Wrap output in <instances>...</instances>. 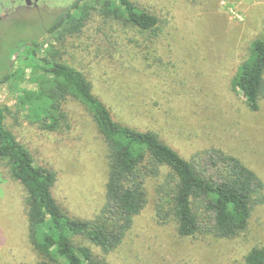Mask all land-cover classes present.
Masks as SVG:
<instances>
[{
    "label": "rangeland",
    "instance_id": "obj_1",
    "mask_svg": "<svg viewBox=\"0 0 264 264\" xmlns=\"http://www.w3.org/2000/svg\"><path fill=\"white\" fill-rule=\"evenodd\" d=\"M75 1L49 0L37 19L24 12L27 29H0V76L9 60L13 74L0 87V101L7 110L6 128L36 165L55 173L57 204L71 217L93 220L104 202L108 166L106 144L92 116L69 98L63 106L66 124L58 131L33 123L16 104L17 94L31 87L28 72L24 77L16 72L23 52L9 56L11 46L43 33ZM132 1L157 18L153 31L95 12L81 36L54 44L62 62L83 73L118 123L156 133L185 160L219 148L239 158L264 185V97L259 110L251 112L231 86L252 43L264 38V0ZM44 43L46 48L49 42ZM166 173L162 168L161 176L145 181L147 204L121 245L104 257L107 264H245L253 247L264 246V203L233 239L181 237L174 222H160L156 189ZM25 195L0 164V264L38 260L27 237Z\"/></svg>",
    "mask_w": 264,
    "mask_h": 264
},
{
    "label": "trees",
    "instance_id": "obj_2",
    "mask_svg": "<svg viewBox=\"0 0 264 264\" xmlns=\"http://www.w3.org/2000/svg\"><path fill=\"white\" fill-rule=\"evenodd\" d=\"M95 12L142 32L153 31L158 24L155 16L137 8L132 0H76L43 33L20 40L10 49L9 56L23 52V65L16 72L23 77L28 72L31 86L17 94V107L33 123L55 132L66 124L65 102L75 100L90 113L107 148L102 207L93 220L71 217L53 197L55 173L36 165L28 149L6 128L7 110L0 101V164L26 193L27 237L38 259L34 264H107L104 257L121 245L147 204L145 181L161 176L162 168L167 173L156 189L160 222H174L181 237H238L247 229L253 209L264 203V185L253 170L215 147L185 160L156 133L118 123L93 94L83 73L62 62L54 44L81 36ZM15 25L26 28L19 22ZM4 64L7 72L0 76V87L13 76L10 61ZM231 86L251 112L259 110L264 97V38L252 43ZM75 239H81L79 244ZM244 262L264 264V246L253 247Z\"/></svg>",
    "mask_w": 264,
    "mask_h": 264
},
{
    "label": "flooded vegetation",
    "instance_id": "obj_3",
    "mask_svg": "<svg viewBox=\"0 0 264 264\" xmlns=\"http://www.w3.org/2000/svg\"><path fill=\"white\" fill-rule=\"evenodd\" d=\"M48 2L49 0H0V29L3 27H6V29L9 27L12 29L16 28L15 22H19L24 28L26 26L25 29H27L29 20L24 16V12L30 11L31 14L35 13L34 18L37 19L48 10ZM60 13H57L55 18Z\"/></svg>",
    "mask_w": 264,
    "mask_h": 264
}]
</instances>
